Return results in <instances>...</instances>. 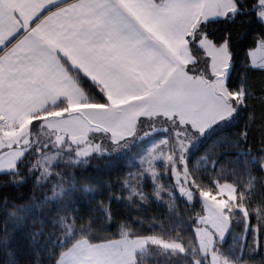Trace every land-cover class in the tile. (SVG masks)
I'll return each instance as SVG.
<instances>
[{
  "label": "trees",
  "instance_id": "trees-1",
  "mask_svg": "<svg viewBox=\"0 0 264 264\" xmlns=\"http://www.w3.org/2000/svg\"><path fill=\"white\" fill-rule=\"evenodd\" d=\"M233 1L227 19L202 22L196 33L216 45L227 42V88L231 94L242 91V100L234 102L233 115L204 134L176 123L180 137L166 136L171 146L182 135L183 140L195 141L185 153L191 200L178 192L171 168L157 179L141 175L133 164L140 143L119 156L95 153L76 160L74 150L63 151L45 179L35 166L38 149L33 147L15 171L0 173V264H56L82 239L100 243L153 236L177 242L182 249L150 243L137 254V264H209L196 235L204 214L202 197L220 195L218 185L226 182L236 188L225 211L230 230L215 249L233 264H264V69L252 67L249 60V52L264 42V23L255 11L262 0ZM196 39L190 41L195 57L191 69L207 61ZM68 68L87 102L108 103L96 84ZM35 126L32 123L31 131ZM138 132L139 128L123 142H130ZM158 167L164 170L163 165Z\"/></svg>",
  "mask_w": 264,
  "mask_h": 264
},
{
  "label": "crops",
  "instance_id": "crops-1",
  "mask_svg": "<svg viewBox=\"0 0 264 264\" xmlns=\"http://www.w3.org/2000/svg\"><path fill=\"white\" fill-rule=\"evenodd\" d=\"M209 2L0 0V124L30 129L48 108L79 96L83 89L68 67L103 91L108 103L101 105L107 108L157 98L189 78L195 61L190 41L197 37L198 44L204 35L196 31ZM173 3L188 8L167 27L144 15L145 5ZM249 60L264 69V42L249 52ZM210 207L204 203L205 211ZM148 238L76 242L56 264H137V254L152 243Z\"/></svg>",
  "mask_w": 264,
  "mask_h": 264
},
{
  "label": "rangeland",
  "instance_id": "rangeland-1",
  "mask_svg": "<svg viewBox=\"0 0 264 264\" xmlns=\"http://www.w3.org/2000/svg\"><path fill=\"white\" fill-rule=\"evenodd\" d=\"M234 5L233 0H210L204 11V21L209 20L212 13L214 17L220 13L226 16L230 9L234 10ZM260 19L264 21V16H260ZM198 44L207 56L206 65L193 67L187 80L168 87L155 99L131 107L107 108L101 104L90 105L93 103L87 101L81 105L80 100L85 95L80 88L79 96L53 108L52 113L42 120L34 119L32 123L36 126L32 131L29 127L0 124V173L15 171L18 163L33 147L38 149L35 166L45 179L51 175V166L63 151L74 150L76 160L95 153L119 156L130 153L140 143L134 152L137 155L133 164L140 169L141 175L157 179L171 168L178 192L191 200L193 192L185 170V153L195 141L183 140L185 136L182 135V140L178 139L176 145L171 146L166 136L168 133L178 136L180 129L176 126L180 125L176 123L188 124L204 134L233 115L234 102L241 101L243 97L242 91L231 94L227 88L230 59L227 42L216 45L202 35ZM138 128V135L124 143L125 138L133 135ZM162 133H165L164 136ZM144 139L147 140L145 143L142 142ZM160 165L164 166L163 171L159 169ZM157 185L160 186L159 183ZM218 187L220 195L209 197L205 194L202 197L203 207L204 203L211 207L204 210L200 225L196 227V235L200 252L209 258V264H233L215 248L229 234L226 226L230 225V221L226 212L229 200L235 197L236 188L229 182L221 183ZM242 211L245 212L243 208ZM148 239L163 247L182 249L177 242L163 241L155 236ZM80 241L89 242L86 239L77 242Z\"/></svg>",
  "mask_w": 264,
  "mask_h": 264
},
{
  "label": "snow or ice",
  "instance_id": "snow-or-ice-1",
  "mask_svg": "<svg viewBox=\"0 0 264 264\" xmlns=\"http://www.w3.org/2000/svg\"><path fill=\"white\" fill-rule=\"evenodd\" d=\"M145 12L144 15L149 17L150 19L156 20L162 27H167L174 23V21L179 17L182 12L187 10L188 5H182L178 3H173L169 5H165L162 8H153L150 5H145ZM261 15H264V13H261ZM228 17L225 16L223 13H220L219 15L215 17H210V19H227ZM235 18L234 16L232 17ZM203 23H207V21H202ZM264 23V21H261ZM227 41L230 42V35L226 34Z\"/></svg>",
  "mask_w": 264,
  "mask_h": 264
},
{
  "label": "built area",
  "instance_id": "built-area-1",
  "mask_svg": "<svg viewBox=\"0 0 264 264\" xmlns=\"http://www.w3.org/2000/svg\"><path fill=\"white\" fill-rule=\"evenodd\" d=\"M255 11L261 15V13H264V1L260 2L256 7H255ZM264 16V15H262Z\"/></svg>",
  "mask_w": 264,
  "mask_h": 264
}]
</instances>
